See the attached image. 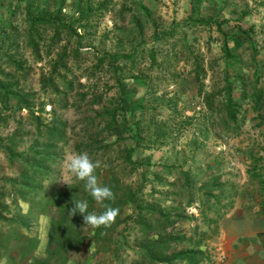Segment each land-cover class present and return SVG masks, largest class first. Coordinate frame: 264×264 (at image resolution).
<instances>
[{"label": "rangeland", "instance_id": "rangeland-1", "mask_svg": "<svg viewBox=\"0 0 264 264\" xmlns=\"http://www.w3.org/2000/svg\"><path fill=\"white\" fill-rule=\"evenodd\" d=\"M228 2L0 0V264H144L167 202L264 166V15L228 14ZM11 137L15 154L50 157L35 155L37 169L8 161ZM70 152L101 162L115 196L103 205L119 209L109 225L69 215L81 200L105 210L84 182L61 181Z\"/></svg>", "mask_w": 264, "mask_h": 264}, {"label": "crops", "instance_id": "crops-1", "mask_svg": "<svg viewBox=\"0 0 264 264\" xmlns=\"http://www.w3.org/2000/svg\"><path fill=\"white\" fill-rule=\"evenodd\" d=\"M245 1L241 8L229 0L228 14L252 10L264 15V0H253V8L249 7L251 0ZM254 171L249 175L245 167L230 168L222 183L204 189L205 197L169 201L153 215L158 217L151 222L158 234L151 233V239L165 240L174 232L179 239L176 248L163 252L187 253L172 264H264V166ZM142 251L144 264H153L150 246L147 255Z\"/></svg>", "mask_w": 264, "mask_h": 264}, {"label": "clouds", "instance_id": "clouds-1", "mask_svg": "<svg viewBox=\"0 0 264 264\" xmlns=\"http://www.w3.org/2000/svg\"><path fill=\"white\" fill-rule=\"evenodd\" d=\"M99 160H93L86 152H70L66 153L62 165V180L69 186L70 182H84L85 190L95 199V201L103 205L106 200H114L115 196L110 187L100 183L96 171L101 168ZM68 213L75 216L77 213L83 216L84 224L91 228H99L109 225L119 213L118 208L103 205L105 210L100 214L88 212V203L86 200L73 202Z\"/></svg>", "mask_w": 264, "mask_h": 264}, {"label": "trees", "instance_id": "trees-1", "mask_svg": "<svg viewBox=\"0 0 264 264\" xmlns=\"http://www.w3.org/2000/svg\"><path fill=\"white\" fill-rule=\"evenodd\" d=\"M38 21H42V18L39 19ZM107 59H115L116 57H118L117 54H105ZM103 57V55H102ZM258 91V90H256ZM2 91H0V96H2ZM130 96V93L126 92L125 95L123 96V98L121 99V103H126L127 98ZM3 99H6V97L2 96ZM15 102L17 104V108H28V102L25 99L24 95L21 94H15ZM128 109V108H127ZM29 115L31 118L38 120V117L33 114V111L29 109L28 111ZM55 127L50 128L49 130H46V133H52V134H56L55 132ZM13 141H14V137H11L9 139H6L4 146H3V150L5 151L6 156L8 157V161H22L24 164L25 169H27L28 167L30 169H37L38 166V161L34 158L35 155H40L41 159H45L47 157H50L49 152L46 151L45 147H41L40 150H37V148H35L34 146H31L26 152H20L19 154H15L12 150V146H13ZM0 145H2V142L0 141ZM41 151H43V153H41ZM20 155L24 156V159L22 160H18L20 158ZM33 162V163H32ZM143 217L139 216V214H137V216L135 217V222H137V224L139 223L140 225V229L143 231L142 235L144 236L145 234H147L148 231H151V228L148 224H146L143 219ZM172 241V240H171ZM170 239H165V240H158L157 241H152L150 243L145 244V248L144 250L146 251L145 254L147 253L149 246L151 248V252L149 253V259L153 260V259H157L158 261H163V257L162 256V252L163 250H166L168 248V246L170 245ZM177 241H179V239L177 238ZM143 249V248H142ZM147 255V254H146ZM187 255V253H173L172 256L169 255L168 257L171 256V259L167 258L166 260H164L167 264H171V260L173 259H181L182 257H185ZM157 257V258H156Z\"/></svg>", "mask_w": 264, "mask_h": 264}]
</instances>
